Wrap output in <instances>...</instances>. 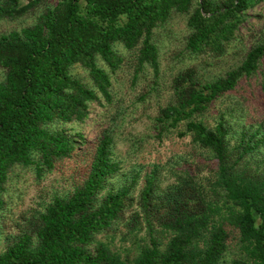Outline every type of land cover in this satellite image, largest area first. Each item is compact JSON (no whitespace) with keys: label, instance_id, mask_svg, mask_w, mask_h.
I'll list each match as a JSON object with an SVG mask.
<instances>
[{"label":"trees","instance_id":"trees-1","mask_svg":"<svg viewBox=\"0 0 264 264\" xmlns=\"http://www.w3.org/2000/svg\"><path fill=\"white\" fill-rule=\"evenodd\" d=\"M25 1L0 0V22L36 13L32 24L0 34V212L19 173L40 181L66 163L85 166L65 196L21 212L0 264H264V126L237 124L234 112L245 103L220 113L212 127L205 122L243 80L261 75L264 92V17L257 15L262 35L236 67L216 78L197 68L229 53L248 11L264 0ZM174 16L187 29L175 57L193 63L173 75V100L150 130L157 141L189 136L212 164L209 178L179 169L163 186L152 167L113 187L120 171L113 133L103 130L82 151L73 126L85 123L93 104L113 106L111 77L124 62L118 47L130 54L134 79L145 80L148 70L157 79L156 32ZM121 224L131 242L124 253L99 239Z\"/></svg>","mask_w":264,"mask_h":264},{"label":"rangeland","instance_id":"rangeland-1","mask_svg":"<svg viewBox=\"0 0 264 264\" xmlns=\"http://www.w3.org/2000/svg\"><path fill=\"white\" fill-rule=\"evenodd\" d=\"M22 0V3H25ZM260 14L264 17V2L248 11V19L239 28V34L243 38L229 50V53L220 61H206L198 63L197 68L206 78L222 76L225 71L236 67L250 46L260 38L259 29L262 20L256 17ZM36 13L18 21L0 22V34L13 29L32 24ZM261 24V25H260ZM159 35V74L154 79L151 70H148L145 80L141 77L134 79V66L130 54L121 46L117 48L123 56L124 62L120 69L111 77L113 91V106L93 104L91 112L84 124L74 125L79 130L84 145L82 151L91 148L103 130H110L114 135L115 146L113 155L120 167L118 175L113 179V187L120 185L121 181L129 178L133 173L141 175L152 167L160 171L162 185L173 181L171 172L179 169H189L198 172L203 181L209 178L210 162H206L205 153L191 144L189 136L178 138L176 135H168L162 141L153 138L150 130L152 119L173 100L170 88L173 75L193 62L187 58L178 61L175 55L184 48L187 35L186 22L183 16H174L164 27L157 30ZM72 73L76 77L84 76L79 68H74ZM264 75V65L262 67ZM242 81L237 91L218 100L206 115L205 122L214 126L220 113L233 111L236 103L244 104L243 109L238 108L234 116L238 125L264 126V92L260 89V77ZM3 75L0 72V82ZM85 162L66 163L59 172H52L42 177L40 181L34 179L30 172L19 173L12 179L6 195L7 207L0 212V250L6 238L15 234L17 219L21 212L27 210L41 211L51 200L65 196L73 189L74 182L79 179V173L83 170ZM135 209V208H134ZM126 233L123 224L117 227L114 234L108 237L100 236L101 241L110 242L120 252H126L131 247V242H125L122 235ZM141 232L138 238L144 237Z\"/></svg>","mask_w":264,"mask_h":264}]
</instances>
